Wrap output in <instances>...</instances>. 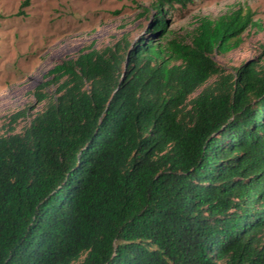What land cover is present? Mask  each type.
Instances as JSON below:
<instances>
[{
	"label": "trees",
	"instance_id": "16d2710c",
	"mask_svg": "<svg viewBox=\"0 0 264 264\" xmlns=\"http://www.w3.org/2000/svg\"><path fill=\"white\" fill-rule=\"evenodd\" d=\"M80 50L0 133V264H264V46L225 68L252 12L166 17ZM53 88L52 91L49 89Z\"/></svg>",
	"mask_w": 264,
	"mask_h": 264
},
{
	"label": "rangeland",
	"instance_id": "374dc122",
	"mask_svg": "<svg viewBox=\"0 0 264 264\" xmlns=\"http://www.w3.org/2000/svg\"><path fill=\"white\" fill-rule=\"evenodd\" d=\"M154 0H0V133L10 114L25 110L17 131L29 123L44 103L33 90L55 64L74 58L82 49H102L133 40L144 31V9ZM242 8L252 12L253 24L237 49L214 53L225 68L257 59L264 46V0H195L167 14L169 32L189 36L200 16L217 17ZM264 65V58L260 57ZM53 88L49 90L52 91Z\"/></svg>",
	"mask_w": 264,
	"mask_h": 264
}]
</instances>
